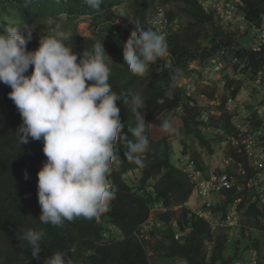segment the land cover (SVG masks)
Returning a JSON list of instances; mask_svg holds the SVG:
<instances>
[{"label":"trees","instance_id":"1","mask_svg":"<svg viewBox=\"0 0 264 264\" xmlns=\"http://www.w3.org/2000/svg\"><path fill=\"white\" fill-rule=\"evenodd\" d=\"M243 1L248 21L244 30L225 28L218 14L205 11L200 0H104L99 10L92 9L84 0H31L27 7L25 0H0V25L27 23L33 27L29 50L39 47L40 36L52 34L56 25L71 33L67 43L73 46L78 59L85 49L103 43L110 55L112 90L129 95L140 93L145 101L142 110L145 121L151 123L146 125L149 149L142 157L143 167L127 161L125 149L120 147L121 162L108 175L115 196L107 212L91 220L65 221L62 227L42 224L38 219L41 208L37 173L46 160L43 141L18 144L16 131L21 117L8 97L11 88L0 83V264H43L55 251L66 253L73 264H153L151 257L154 264H231V260L239 257V246L234 255L228 254L233 238L240 232L253 239V231L261 229L263 210L254 202L246 211L248 222L254 219L252 224H242L233 230L223 227L214 230L209 220L192 213L197 205L191 208L188 202L195 193V184L177 162L182 157H190L198 168L204 169L203 151L216 156L236 128L231 115L218 114L209 104L202 106L195 95L199 92L197 88L191 95L188 84L181 85L180 79L183 77L206 87L202 93L207 95V91L208 100L212 101L222 80L216 77L206 83L195 76L204 74L205 68L225 49L227 68L223 78L227 79V84L219 104L224 110L228 98L236 96L243 83L232 78L233 68L237 66L235 58L246 60L256 69L264 66V43L258 42L260 50L248 49L245 44L261 22L264 0ZM118 10L138 19L145 27L159 31L168 42V56L151 65L144 77L133 76L124 63L122 45L134 25L128 23L127 17H120L117 23ZM159 13L163 14L167 30H159L160 26L154 23ZM84 15L92 22L90 36L79 34L75 25ZM49 18L53 20L52 27L46 25ZM239 32L244 33L238 35ZM194 63H198V67L194 68ZM232 63L234 65L230 66ZM176 67L182 68L183 74L169 97L166 91ZM117 105L121 122L126 123L130 118L129 122L135 126L127 106L122 101H117ZM205 112L209 116L207 122L201 118ZM165 119L178 129V134L165 133L160 128V122ZM123 132L132 138L127 126ZM176 140L182 145L177 157L173 147ZM225 148V156L217 165L221 166L227 157L245 160L232 145ZM243 165L246 167L247 163ZM137 169L142 171L139 178H125ZM25 170L28 179L24 178ZM226 195L225 203L214 207L217 213L225 214L228 204L239 194L232 189ZM155 207L160 209L155 219L160 225L145 226ZM27 228L45 233L39 260L32 257L25 242L17 239V234ZM246 229H251L252 234ZM178 231L184 234L176 238ZM253 242L249 253L252 248L258 249L261 264H264V241Z\"/></svg>","mask_w":264,"mask_h":264},{"label":"clouds","instance_id":"2","mask_svg":"<svg viewBox=\"0 0 264 264\" xmlns=\"http://www.w3.org/2000/svg\"><path fill=\"white\" fill-rule=\"evenodd\" d=\"M102 2L104 0H84L95 10L101 8ZM30 3L31 0H25V7ZM116 15L117 23L120 17H127L128 23L134 25L122 45L124 63L133 76L144 77L151 65L168 56L166 37L152 27H145L123 10L116 11ZM46 25L52 27L53 20L49 18ZM164 29L166 27L159 28ZM253 35L256 34L253 32ZM70 37L71 33L56 25L52 34L40 36L39 47L29 50L33 27L27 23L0 25V83L11 88L8 97L21 117L22 122L16 131L18 144L43 141L46 160L37 173V196L41 208L38 219L42 224L56 227L77 218H98L109 210L115 193L107 181V174L121 162L120 147L125 149L127 161L143 167L142 157L149 149L146 125L151 124L145 121L142 111L145 101L140 93L129 95L112 90L109 83L110 55L104 44H93L78 59L73 46L67 43ZM258 42L256 37L248 49L260 50L256 49ZM182 74L180 67L171 73L166 91L169 97ZM186 80L188 82L181 85L189 84L190 80ZM238 94L239 91L236 96ZM117 101L127 106L135 119V126L129 122L130 118L126 123L121 122ZM125 126L131 139L123 132ZM160 128L165 133L178 134V129L167 119L160 122ZM205 165L207 169L211 167ZM24 178L28 179L27 170ZM159 210L155 207L152 212ZM154 213L145 226L151 222L159 225ZM178 234L184 232L178 231L176 238L180 237ZM44 237L43 231L33 228L17 234L18 241L25 242L37 260L40 259ZM43 264H73V261L66 253L55 251L44 259Z\"/></svg>","mask_w":264,"mask_h":264},{"label":"built area","instance_id":"3","mask_svg":"<svg viewBox=\"0 0 264 264\" xmlns=\"http://www.w3.org/2000/svg\"><path fill=\"white\" fill-rule=\"evenodd\" d=\"M200 2L206 11H217L223 24L230 26V28L244 30L248 25L243 10L245 7L243 0H200ZM154 19V23L160 28L166 27L162 13H159L158 17L155 16ZM260 20V24L253 31L261 44L264 43V15ZM260 44L256 49H260ZM234 63L237 66L233 68L235 71L232 78L242 82H246L247 79L252 80L257 92L263 96V100L254 107L247 105L245 101H239L240 93L237 96H230L226 102L227 109L230 112H237L241 120L236 123L234 134L230 135L224 144L232 145L237 149L238 153L244 157L243 163H247V166L245 167L242 162L232 157L225 158L221 166L215 165L216 167L209 169L198 168L196 162L190 157H182L177 164L194 181L195 193L203 201V204H197L193 209L196 216L209 220L214 230L221 227L233 230L242 226V216L245 215L244 218L246 219V211L252 203L256 202L263 210L260 216V230L264 232V66L256 69L248 65L246 60L240 61L239 58H235ZM234 63L230 66H233ZM226 68L224 49L221 54L213 59L212 65L205 68L204 73L213 72L214 78L217 77L222 80L220 88L224 90L227 79L223 78V72ZM187 87L190 90L189 84ZM190 94H192L191 90ZM201 118L207 122L208 113L205 112ZM232 189H235L236 193L239 194L238 197L228 204L225 214H222L221 211L217 213L214 209L217 203L212 202L210 195L219 196V206L225 203L226 194ZM151 225H154V222L147 226ZM246 232L249 235L252 234L251 229H246ZM179 236L180 234L177 237ZM250 255L251 264H261L262 255L258 249H250Z\"/></svg>","mask_w":264,"mask_h":264},{"label":"rangeland","instance_id":"4","mask_svg":"<svg viewBox=\"0 0 264 264\" xmlns=\"http://www.w3.org/2000/svg\"><path fill=\"white\" fill-rule=\"evenodd\" d=\"M62 17L68 18L66 16H62ZM91 23H92L91 19L88 16L84 15V16L78 18L76 20L75 25H76V28H77V31L79 32V34L84 35V36H90L92 34V30H93V26L91 25ZM225 28H227V27H225ZM241 33L242 32H240V34ZM254 39H256V35H252V36L249 35L247 37L246 41H245V44L247 46H252ZM236 47H240V46L236 45ZM194 66L198 67V63L194 64ZM214 77H215V74L213 72H205L202 75L201 74H197L195 76V78H197L198 80H202L204 82L213 80ZM180 81H181V84L188 82V80L184 79L183 77L180 79ZM210 82H212V81H210ZM189 85L191 87L190 90H191L192 94H194V92H195V84H194V82L193 81L189 82ZM196 85H197L196 88H197V90L200 93L197 92L195 95L197 96L198 101H199V103L202 106H205V105L209 104V108H212V110L214 112H217L218 114L219 113L220 114H226L227 113V114H229V115H231L233 117V122L234 123H239L240 122L241 119L239 118V114L237 112H230L227 109L226 106L224 107V110L219 108L220 107L219 104H221V102H222L221 95L225 94L223 89L220 88L216 92L217 99L214 98L215 100L213 99L212 101H209L208 97H207L208 92L206 91L207 95L202 93L203 90H206L207 88L200 86L201 84H198V82L196 83ZM239 93L241 94L242 97L240 96L238 100L239 101L240 100L241 101H245L247 105H250V106H253V107L257 103H259V102H261L263 100V96L260 93L257 92L255 84L250 79H247L246 82L241 83V87L239 89ZM217 106H218V108H217ZM250 108H252V107H250ZM241 124H243V123H241ZM195 145H197V144H195ZM173 147H174V151L176 152V157L179 156L180 155V150L182 148V145H181L180 141L179 140L174 141ZM225 149H227V148H225V145L222 143L221 149H219V151L217 152V155L214 156V157L208 155L207 153H205L203 151L202 160L205 163L209 164L212 168H214V167L217 166V162H220L224 158L223 156H225L224 155ZM188 156H191V155H188ZM108 175H109V173L107 174V181L110 184V183H112V181L108 179ZM141 175H142L141 169H137V170L132 171L131 173L127 174L125 176V178L137 179ZM211 196H212V198H211L212 202L213 203H217V206H218V202H219L218 201V197L216 195H212V194L210 195V197ZM199 203L202 204L203 201H201L200 198L197 199L196 193H193L192 196L190 197L189 202H188L189 206L194 207V206H196ZM213 206H214V204H213ZM152 213H154L153 217H155L157 215V211H153ZM244 217H245V215L242 216L244 225H249V224H252L254 222V219H249L250 221L248 222V218L245 219ZM256 239H261V240L264 241V232L261 231V230L253 231V239L250 238V237H245V235L243 236L240 232H238L236 234V237L233 238V240H232V244H231V247H230V249L228 251V254L229 255H234V253H235V251L237 249V246H239V255H238L239 257H235L233 260H231V264H235L236 262H239V264L250 263V259L251 258H250L249 248H250L251 244H254L253 241L256 240ZM151 261H152L153 264L155 263L153 257H151Z\"/></svg>","mask_w":264,"mask_h":264}]
</instances>
